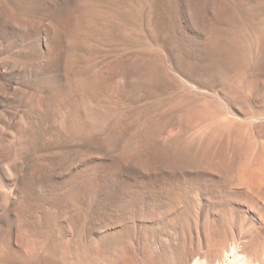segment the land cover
Here are the masks:
<instances>
[{"label":"rangeland","instance_id":"obj_1","mask_svg":"<svg viewBox=\"0 0 264 264\" xmlns=\"http://www.w3.org/2000/svg\"><path fill=\"white\" fill-rule=\"evenodd\" d=\"M236 244L264 264V0H0V264Z\"/></svg>","mask_w":264,"mask_h":264},{"label":"bare ground","instance_id":"obj_2","mask_svg":"<svg viewBox=\"0 0 264 264\" xmlns=\"http://www.w3.org/2000/svg\"><path fill=\"white\" fill-rule=\"evenodd\" d=\"M231 250V249H230ZM214 252V251H213ZM258 252V251H257ZM245 253L244 250L241 249V247H239L237 244L232 248L231 251H226L225 255L226 257V261H229L231 264H248L247 261H245L243 254ZM201 254V253H200ZM252 255V254H251ZM256 256V255H255ZM207 257V256H206ZM220 257V256H218ZM206 259V258H205ZM221 259V258H220ZM250 259V258H249ZM206 261V260H205ZM204 261V262H205ZM220 262H222L221 260H219ZM204 262H202L201 264H204ZM216 262V260H215ZM200 264V263H197ZM205 264H214L213 263V259H208L207 262ZM218 264H220L218 262Z\"/></svg>","mask_w":264,"mask_h":264}]
</instances>
